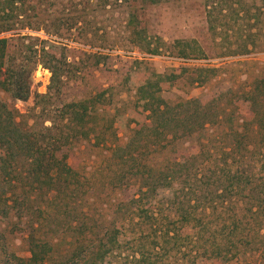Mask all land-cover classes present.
Wrapping results in <instances>:
<instances>
[{
    "label": "trees",
    "instance_id": "obj_1",
    "mask_svg": "<svg viewBox=\"0 0 264 264\" xmlns=\"http://www.w3.org/2000/svg\"><path fill=\"white\" fill-rule=\"evenodd\" d=\"M176 1L180 0H0V92L15 101H28L39 66L51 73L47 93L35 96L38 112L31 117L32 125L22 127L17 112L0 101V217L6 219L3 216H9V210L19 214L30 253L22 258L1 250L0 264H106L113 254L122 257L119 264H148L146 254L182 251L197 255L194 261L188 260L190 264L197 259L253 263L254 258L228 254H256L255 238L264 243V191L252 190L256 170L247 160L248 154L264 148L260 145H264V78L244 90L230 111L223 102L230 91L218 90L219 86L207 101L195 97L172 104L163 98V92L182 80L190 86H205L220 68L158 73L144 62H131L139 70L144 67L140 78L127 73L122 82L136 89L129 114L133 128L126 145L116 142L111 151L123 166L131 164L142 173L136 178L137 190L127 196L123 220L113 224L107 235L95 232V225L84 222L87 212L69 202L81 183L80 173L70 163V151L79 141L96 139L106 144L125 132L116 127L119 108L111 99L112 82L119 72L115 67L121 66L116 62L124 58L113 55L116 44L98 36L91 21L108 13L124 16L126 41L142 53L158 56L162 48L149 41L144 16L148 8ZM228 1L204 3L211 35L223 38L224 34L223 41L233 39L232 46L218 56L249 54L258 47L255 38L264 32L260 28L264 0H230L235 3L229 9L225 8ZM228 21H233L231 29L225 28ZM71 43L89 50H78ZM178 45L180 51L174 55L179 58L207 57L195 41ZM85 80L92 89L75 96V87ZM227 121L236 127H225ZM196 136L204 137L207 146L215 136L223 147L208 164L212 170L205 175L203 198H188L193 194L188 192L181 199L175 179L168 174L171 165L160 162L172 144ZM179 164L175 158L173 165ZM68 208L77 218L71 224L73 232L62 237L55 229ZM32 210L39 216H30ZM123 244L131 245L133 251H122Z\"/></svg>",
    "mask_w": 264,
    "mask_h": 264
},
{
    "label": "rangeland",
    "instance_id": "obj_2",
    "mask_svg": "<svg viewBox=\"0 0 264 264\" xmlns=\"http://www.w3.org/2000/svg\"><path fill=\"white\" fill-rule=\"evenodd\" d=\"M244 1L250 3L251 0ZM204 3L205 0H180L146 10L144 27L147 29L149 41L154 46L158 45L162 48L161 55L158 56L142 53L139 48L130 45L126 41L127 29L123 23L124 16L118 13H108L91 21L92 30L98 31V36L107 37L109 42L116 44L117 47L113 51V55H120L124 58L122 63L116 62L121 66L116 65L115 67L119 72L112 82L115 88L111 99L113 106L119 108L116 127L125 130V132L119 134L117 140L115 138L108 139L106 144L101 143L102 141L99 144L96 139L79 141L75 148L70 151V163L80 173L81 183L69 202L70 204L75 202L72 206H77L79 211L85 210L87 212V217L81 218L85 219V223L89 222V226L95 225L94 230L99 234L107 235L113 224L123 220L125 210L128 208L127 196L137 190L136 178L142 175L138 169L131 167V164L123 166L117 159L112 158L111 151V147L116 142L120 146L126 145L128 132L131 130L130 128H133L129 125V114L134 108L136 89L134 85L124 83L122 85V82L127 73H131L135 79L140 78V73L144 72V67L142 66L139 70V65L131 62H144V66L147 65L158 73H165L176 68H220L217 77L205 86H190L188 81L182 80L170 91L163 92V98L172 104L195 97L207 101L211 100L210 95L219 86L218 90L230 91V95H227L228 101H223L224 103L227 102L228 106L230 105V111L237 107V105H234V101L242 95L244 90L249 89L256 80L264 78V32L255 38L258 47L251 53L219 57L218 55L223 48L232 46L233 39L223 41L224 34L222 35L223 38L220 36L214 38L211 35ZM234 3V1L229 0L225 8L229 9L227 6ZM228 25L229 27L225 28L231 29L234 26L233 21H228ZM260 28L264 30V24L260 25ZM229 33L231 36L232 32L229 31ZM40 36L43 39H49L43 34H40ZM194 41L205 50L207 55L205 59L185 60L174 55L181 48L178 42ZM70 45L78 50H89L76 43ZM39 68L34 74L32 94L28 101H15L8 93L0 92V101L17 112V120L22 127L33 124L31 117L38 112L35 110V96L36 94H46L50 84V71L43 67H41V70ZM100 81L105 87L109 86L105 78ZM91 89L90 82L85 80L81 82L80 86H76L72 93L80 97ZM224 123L227 128L236 127L235 124L232 125L231 121ZM47 125L49 124L47 123ZM204 141L205 138L202 136L179 140L168 148L163 160L160 162L163 166L171 165L168 174L175 179L176 195L180 196L181 199L188 192L193 193L188 198H192V196L203 198L207 188L205 175L210 174L212 170L208 167V164L217 158V153L220 152V148L223 146L215 136L211 146L203 145ZM260 145L264 146L262 143ZM145 155L150 156L151 154L145 152ZM175 158H178L179 165H173ZM247 160L250 168L256 170V179L251 187L252 190L264 191V148L262 147L260 151L248 154ZM142 171L146 172L145 176H149L150 172L147 173L149 170L144 169ZM8 210L6 209L7 212ZM69 210L68 213H64L67 211L66 209L62 210L64 214H60L55 229L56 233L61 234L62 237L73 232L74 227L71 224L77 218L74 210H71V208ZM9 211V216H3L6 219L0 217V261L4 257L3 250L7 254L15 253L22 258L30 257L29 245L22 232L24 231V223H21L19 214L15 210ZM33 215L34 217L39 216L35 210H32L30 214V216ZM0 216H2L1 213ZM90 220L92 221L90 222ZM52 228L54 229V227ZM255 243L257 245H253V249L256 254H228V256L254 258L252 264H264V243L262 244L259 238H255ZM130 248L131 245L123 244L122 251L132 252L133 250ZM145 256L148 264H190L188 260L194 261V257L197 255L183 253L182 251L177 254H146ZM121 260L122 257L113 254L108 257L106 264H119ZM196 262L195 264H244L236 260L231 262L225 260L203 262L197 259Z\"/></svg>",
    "mask_w": 264,
    "mask_h": 264
},
{
    "label": "built area",
    "instance_id": "obj_3",
    "mask_svg": "<svg viewBox=\"0 0 264 264\" xmlns=\"http://www.w3.org/2000/svg\"><path fill=\"white\" fill-rule=\"evenodd\" d=\"M42 68L40 67L39 70H41Z\"/></svg>",
    "mask_w": 264,
    "mask_h": 264
}]
</instances>
